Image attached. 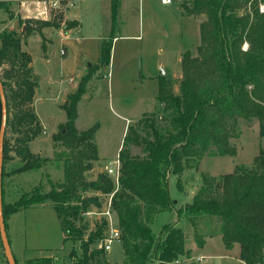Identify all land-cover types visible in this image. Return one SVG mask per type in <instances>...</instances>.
Instances as JSON below:
<instances>
[{"label": "trees", "instance_id": "1", "mask_svg": "<svg viewBox=\"0 0 264 264\" xmlns=\"http://www.w3.org/2000/svg\"><path fill=\"white\" fill-rule=\"evenodd\" d=\"M261 6L264 0L182 3L185 15L206 17L200 25L198 54L186 51L182 55L180 92L176 94L170 81L159 78L158 110L129 127L118 159L121 176L117 188L108 173L99 174L95 181L88 178L101 161L96 142L99 124L87 130L77 127L78 106L89 82L96 72L111 66L119 28V1L113 0L112 31L102 43L100 61L88 67V73L62 106L67 120L53 137L59 149L55 164L64 172L62 181L52 182L48 192L39 186L14 204L6 203L3 189L6 228L11 215L51 202L61 220L65 243H81L83 258L78 264H107L105 251L91 248L108 229L105 218L87 240L86 228L78 227L76 222L81 215L92 213L93 207L102 209L101 195H113L111 208L121 233L125 264H183L182 258L191 259L192 251L187 249L182 228L170 223L163 225L159 234L153 229L157 217L168 212H176L178 220H187L194 229L207 220L218 222L216 230L205 237L197 236L199 248L205 246L206 237L220 236L227 250L239 246L240 259L245 264H264L263 148L251 167L237 166L233 173L221 177L203 174V186L193 202L179 209L169 190L171 176L181 177L185 171L198 168L207 156L236 157L238 149L233 140L239 137L240 121H257L260 137L264 138ZM5 8L0 4V10ZM60 18L62 15L56 21H41L38 29L30 21L20 20L26 31L0 33V80L8 111L4 165L17 157L20 165L12 171L16 175L43 170L50 161L30 150V143L42 134L43 128L33 106L39 80L32 55L23 49V44L37 31L43 36V29L59 28ZM1 123L0 96V129ZM10 132L14 136L11 140ZM133 148L140 149L141 154H132Z\"/></svg>", "mask_w": 264, "mask_h": 264}, {"label": "rangeland", "instance_id": "2", "mask_svg": "<svg viewBox=\"0 0 264 264\" xmlns=\"http://www.w3.org/2000/svg\"><path fill=\"white\" fill-rule=\"evenodd\" d=\"M118 1L120 3V0ZM190 1L180 0L163 5L160 0H123L124 5H128V9L122 14L125 32L122 33V30L118 29L116 34L140 36V39L139 41L122 39L119 42L115 61L112 57L110 68L96 72L92 79L94 84L92 83L86 94L95 96L93 102L90 105L86 102L82 104L78 127L81 130H87L99 124L96 142L102 155V160L88 174L89 180L95 181L99 174L108 173L110 168L117 166L121 151L119 148H123L128 132L127 130L124 136L126 120L123 116L140 117L142 112L149 109L153 95L158 92L159 80H150V76L155 74L159 78H165L172 83L176 94L180 92L181 54L191 51L193 56H197L201 42L200 25L206 19L205 16L182 15L180 10L182 3ZM111 3L112 0H85V2L81 0H0V4L8 9L0 10V33L13 30L15 22L20 20L30 21L38 29L39 22L56 21V17L62 15L59 28H45L42 30L43 36L37 31L23 44L38 64L37 71L47 76L46 66L51 65L54 69L61 66L63 49L61 38L65 31L68 27L76 28L78 24V21L70 19L71 11L75 10L74 16L82 22L83 27L79 29L80 33L77 32L79 35H97L104 32V25L105 32L110 27ZM122 21L119 19L120 24ZM17 30L22 32L23 29L20 26ZM105 36L107 39L110 38V35ZM126 46L133 55L124 64L121 48ZM140 46L149 50L144 60H141L136 51ZM247 48L248 45H245V49ZM159 62H163L164 66L160 67ZM91 63L94 65L92 61ZM110 71L113 74L111 87L106 79ZM87 73L88 70H85L82 75ZM49 75H51L50 72ZM142 77L144 85L148 87L146 91L141 84ZM54 97L52 91L41 92L38 96L37 111L43 118L46 134L43 131L32 145L34 150L50 156V161L43 170L20 175L12 173L20 165L19 159L16 157L15 160L8 161L4 165L6 176L3 178L6 203L14 204L24 194L39 186L44 192H48L52 188V182L58 184L62 181L64 172L55 164L59 149L56 148L53 152V137L59 132L56 120H61L63 115V120L66 121L67 117L65 112L56 110ZM158 108L159 105H157ZM238 129L239 137L233 140L238 149L236 157L207 156L200 162L198 168L185 171L181 177H170V195L176 202L177 209L193 202L195 195L203 186V174L221 177L233 173L237 166L251 167L253 165L260 150L264 149V138L260 137L259 124L257 121H240ZM13 137L10 132L8 139L11 140ZM132 154L140 155L141 150L133 148ZM89 195H95V193L90 192ZM100 197L102 209L93 207L92 214L81 215L77 219L78 227L86 228L85 240L96 233L102 225L103 216L99 212L105 210L110 197L103 195ZM170 223L184 230L187 249H192L191 259L182 258L183 264H245L238 255L239 246L233 250H227L221 237H206L207 244L203 248L198 247L197 236L200 234L205 237L216 230L219 226L217 221L201 222L199 227L194 229L187 220H178L176 212H168L157 217L153 229L156 234H159L162 226ZM7 225L12 251L18 264H78V261L83 258L80 242L65 243L66 236L62 223L52 204L47 203L45 206L13 214L8 219ZM114 226L117 229L116 218ZM110 230V226L107 230L105 229L104 238L102 237L96 245L91 246L92 251L100 249L102 242L108 238ZM104 256L107 264H125V252L121 242H115L112 250L104 252ZM198 258H202L201 262ZM0 264H9L1 237Z\"/></svg>", "mask_w": 264, "mask_h": 264}, {"label": "crops", "instance_id": "3", "mask_svg": "<svg viewBox=\"0 0 264 264\" xmlns=\"http://www.w3.org/2000/svg\"><path fill=\"white\" fill-rule=\"evenodd\" d=\"M81 1L85 2V0H81ZM75 4H77V2H75ZM127 9H128V5H124L123 0H120V3H119V19H120V21H122L123 11L127 10ZM180 10H181L182 15L185 16L183 10L182 9H180ZM74 11L75 10L71 11L70 19L78 21V24L76 25V28H72L70 30H67L65 32L63 38H61L62 39L61 44L63 46L61 66L57 69H54L51 65L46 66V68L48 70V75L44 76L43 74H40L39 71H37L38 64L35 62V59L32 56V58H33L32 66L34 69V73L39 80V87H38V90L36 92V96H35L33 106H34L35 113L37 114L38 119H39L41 126L43 128L44 134H46V129H45L44 123L42 121L43 118H42V116H40V114L37 111V102H38L39 94H41V92L52 91V93L55 96L54 102H55L56 110L65 112L63 110L62 106L67 102L69 95L72 94L78 88L79 81L84 76L82 74L85 72V70H87L88 67L93 65L91 63V61L94 64L99 62V60L101 58L102 43H103V41L107 40V38H106L107 36H105V35H110L111 31H112V3H111V8H110V17H111L110 27L107 30V32H105L106 26L104 25V32H101L97 35H89V34L88 35H83V34L79 35L78 34V33H80L79 29L83 26H82V22L74 16V13H75ZM119 24H120V22H119ZM122 24H124L123 21L121 22V24L119 26L120 28H118V29L122 30V33H123V32H125L124 31L125 26L123 27ZM106 33H108V34H106ZM122 39L123 40L125 39V41H133L135 39H136V41H139L140 36H135V35L134 36H128L127 34H116V38L114 39L113 49H112V57L114 58V61H115V58L117 55L119 42L122 41ZM23 49L25 51L29 52L27 49H25L24 45H23ZM136 51H138V55H140L141 60H144V57L147 56V53L149 50L145 49L143 46H140L139 50L137 49ZM183 54L184 53L181 54L180 59H182ZM131 55H133L132 51L131 50L129 51V48H127V46L121 48V57H122L124 64L129 60V57ZM89 62H90V64H89ZM158 65L160 67L164 66L163 62H159ZM49 72L51 73V75H49ZM109 73H110V77H106V79L108 80V83L111 87V77H113V74L111 71ZM155 79L159 80V77L155 76V74L150 76V80H155ZM93 81L94 80H92L89 83L88 89H90ZM141 84H142L144 91H146L148 87L146 85H144L143 77L141 78ZM158 88H157V91H158ZM93 90H94V88H93ZM174 91H175V89H174ZM87 92H88V90H87ZM157 93L158 92H156L151 99V104H149L150 110L148 109L146 112H144V113L142 112V115L140 117L137 116V118L136 117L131 118V117L126 116V115L123 116V119L126 120L124 136L126 135L125 132L129 129V127L132 126L133 124H135L136 122H138L142 118L143 115L148 114V113L151 114V113H154L158 110L157 109V105H158ZM94 97L95 96H93V95L89 96L88 94H86L84 96V98L81 100V102L79 103V106H78L79 116H78V120H77V127L79 126V120L81 118L82 104H85V102H86L87 105H90L93 102ZM121 109L123 111H126L124 108H121ZM65 122L66 121L63 120V115H62L61 120H56L57 129H59V127ZM78 129L81 130L79 127H78ZM96 138H97V134H96ZM37 139L38 138H36L35 140H33L30 143L31 152L36 154V155H41L42 157L50 159V156L48 157L47 155H44L41 151H36L32 148V145L34 144V142ZM121 148L122 147H120L119 150H121ZM54 149H56L55 144L53 147V152L55 151ZM101 156L102 155H101L100 150H99L100 160H102ZM60 176H61V174H60ZM61 178H62V176H61ZM47 203L53 205V203H51V202H47ZM47 203L36 206V207L45 206V205H47ZM53 207H54V205H53ZM7 232H8V237H9L8 228H7ZM217 237H220V236H217ZM9 240H10V237H9ZM206 244H207V240H206ZM11 248H12V246H11ZM188 250H192V249H188ZM238 255L240 256V250H239Z\"/></svg>", "mask_w": 264, "mask_h": 264}, {"label": "water", "instance_id": "4", "mask_svg": "<svg viewBox=\"0 0 264 264\" xmlns=\"http://www.w3.org/2000/svg\"><path fill=\"white\" fill-rule=\"evenodd\" d=\"M20 21L15 22L13 25V30H17L20 27ZM26 31V27L22 28ZM165 74V72H164ZM0 96L2 102V123L0 129V237L2 245L5 251V255L9 264H17L16 259L13 255L11 243L8 237V232L6 228V220L3 212V168H4V142L6 136L8 111H7V101L4 91L3 84L0 80Z\"/></svg>", "mask_w": 264, "mask_h": 264}, {"label": "built area", "instance_id": "5", "mask_svg": "<svg viewBox=\"0 0 264 264\" xmlns=\"http://www.w3.org/2000/svg\"><path fill=\"white\" fill-rule=\"evenodd\" d=\"M163 5H169L172 4L174 1H180V0H160ZM261 11L264 12V6H261ZM107 77H110V73L108 74ZM120 163L119 161L117 162V166L114 168H110L108 170V175L113 179L114 183L116 184V187H119V181H120ZM112 197H110L108 204L105 208V210L100 214L102 215L105 220L108 223V227H111L110 234L108 238L105 239L104 242H102L100 249L104 250L105 252H109L112 250V246L115 242H121V233L119 232L118 229L115 228L114 223H115V214L112 211ZM92 214V213H89ZM202 258H199L198 261L201 262Z\"/></svg>", "mask_w": 264, "mask_h": 264}]
</instances>
